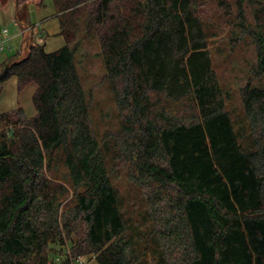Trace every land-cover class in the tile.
<instances>
[{"label":"trees","instance_id":"obj_1","mask_svg":"<svg viewBox=\"0 0 264 264\" xmlns=\"http://www.w3.org/2000/svg\"><path fill=\"white\" fill-rule=\"evenodd\" d=\"M52 3L66 45L30 36L0 59V94L36 86L33 116L0 112V264H264V0ZM80 18L102 130L70 46Z\"/></svg>","mask_w":264,"mask_h":264},{"label":"rangeland","instance_id":"obj_2","mask_svg":"<svg viewBox=\"0 0 264 264\" xmlns=\"http://www.w3.org/2000/svg\"><path fill=\"white\" fill-rule=\"evenodd\" d=\"M25 13L31 37L34 41L45 44L46 52L56 51L66 45L65 38L57 35L60 24L52 0L27 1L25 3ZM67 28L73 34L70 46L77 44L76 56L82 72V85L85 93L91 91L92 106L95 109L93 123L100 130L106 123L103 125L102 121H99V112L103 111L107 114V123L112 121V105L109 102V92L103 82L104 70L99 56V47L95 39L85 34L83 18L78 19L76 22H68ZM3 29L7 31L10 50H5L0 55V59L17 53L25 37L26 29L24 26L18 25L15 18L14 0H0V30ZM229 32L226 29L215 44L227 43L226 39L229 37ZM242 53L247 54L248 57L251 54L247 49ZM240 80L241 77H238L237 85H239ZM35 90L36 86L30 84L19 91L16 79L11 78L3 85L0 94V112H10L21 108L27 117L33 116L35 109L32 104V96ZM112 125L111 129H115L114 123ZM116 183L123 196L130 194V186H126L123 179L118 180Z\"/></svg>","mask_w":264,"mask_h":264},{"label":"water","instance_id":"obj_3","mask_svg":"<svg viewBox=\"0 0 264 264\" xmlns=\"http://www.w3.org/2000/svg\"><path fill=\"white\" fill-rule=\"evenodd\" d=\"M14 1H15V18H16V12L19 10L21 11L22 9H25V3L27 1H30V0H14ZM21 24L26 29L24 39L30 37L31 34H30V30H29V26H28V22H27L26 17L24 20L21 21Z\"/></svg>","mask_w":264,"mask_h":264},{"label":"built area","instance_id":"obj_4","mask_svg":"<svg viewBox=\"0 0 264 264\" xmlns=\"http://www.w3.org/2000/svg\"><path fill=\"white\" fill-rule=\"evenodd\" d=\"M8 43L7 31L5 29L0 30V55L4 53L5 50H10Z\"/></svg>","mask_w":264,"mask_h":264}]
</instances>
